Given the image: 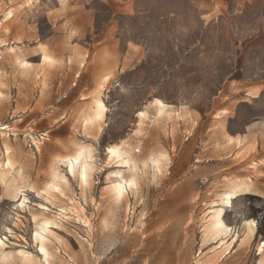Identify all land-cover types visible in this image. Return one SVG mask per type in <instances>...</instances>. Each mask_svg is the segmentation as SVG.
I'll use <instances>...</instances> for the list:
<instances>
[{
  "label": "rangeland",
  "instance_id": "obj_1",
  "mask_svg": "<svg viewBox=\"0 0 264 264\" xmlns=\"http://www.w3.org/2000/svg\"><path fill=\"white\" fill-rule=\"evenodd\" d=\"M46 222L49 264H264V0H0V264Z\"/></svg>",
  "mask_w": 264,
  "mask_h": 264
},
{
  "label": "bare ground",
  "instance_id": "obj_2",
  "mask_svg": "<svg viewBox=\"0 0 264 264\" xmlns=\"http://www.w3.org/2000/svg\"><path fill=\"white\" fill-rule=\"evenodd\" d=\"M96 105V110H97V115L98 116H101V115H103L104 114V111H105V109H106V107H105V105H104V103L102 102V101H98V102H96L95 103ZM163 110V109H162ZM164 111V110H163ZM82 147V146H81ZM86 148V147H85ZM118 148H116L115 147V149L114 148H110L109 150H110V153H111V155L113 154V155H116L117 157L120 155L119 154V151L117 150ZM79 150V149H78ZM83 150V149H82ZM81 150V152L77 155V156H75V157H70L67 161H68V169H69V171L71 172V174L73 175V173L74 174H76L77 176H78V178L80 179V181L81 182H86V181H88L87 179H88V175H89V172H90V170H91V167H90V163H89V159L87 158V157H89V155L86 157L85 156V158L84 159H82V155H84L83 153H85V151L83 152ZM87 150H89V149H87ZM78 152V151H77ZM89 153V152H88ZM74 156V155H73ZM124 156V155H123ZM111 157H113V156H111ZM66 159V158H65ZM64 159V160H65ZM155 162V161H154ZM121 163H129V161L127 160V159H124V160H122L121 161ZM126 166V165H125ZM128 168L130 169L131 168V165H129L128 166ZM128 168L127 169H125V170H127L128 171ZM121 170V169H120ZM119 169H118V171H114L112 174H113V182H112V191H113V193H114V196H115V199L116 200H119L120 198H122L123 196H124V193H125V191L126 190H129V188H131V186L132 185H134L135 183H134V181L136 180V179H133L132 178V176L130 177L129 176V178H125V175L123 176V174H122V172L120 171ZM136 170V169H135ZM70 174V173H69ZM73 177H75V175H73ZM137 182V181H136ZM88 183V182H87ZM87 183H85V185L87 184ZM82 184V183H81ZM238 184V183H237ZM245 183L243 182V184H240V185H244ZM52 185H54V184H52ZM111 185V184H110ZM136 185V184H135ZM134 185V186H135ZM232 185V184H231ZM230 185V186H231ZM246 185V184H245ZM56 186V185H55ZM236 186V185H235ZM238 186V185H237ZM24 187V186H23ZM51 187H53V186H51ZM109 188V187H108ZM111 188V187H110ZM233 188V187H232ZM234 188H236V187H234ZM238 188V187H237ZM236 188V189H237ZM240 188H241V186H240ZM58 189V188H57ZM56 189V190H57ZM22 190V189H21ZM233 190V189H232ZM109 191V190H108ZM111 191V192H112ZM234 191V190H233ZM233 191H231V192H233ZM18 193V192H17ZM110 193V192H109ZM112 193V194H113ZM228 193V192H227ZM226 193V196H227V203L229 204V199H230V194H227ZM230 193V192H229ZM111 194V195H112ZM237 194V193H236ZM16 195H18V194H16ZM225 195V194H224ZM113 196V197H114ZM231 197H232V195H231ZM21 198V197H20ZM226 199V198H225ZM24 200H25V196H24V194H22V200L20 201V205H23V202H24ZM225 202H226V200H225ZM221 205V204H220ZM222 206V205H221ZM215 207V206H214ZM44 209H45V207H44ZM210 210V209H209ZM222 214H223V209L221 208V207H217V208H215L213 211H212V218L211 219H213V221H214V224H218L219 223V220L221 219V217H222ZM209 219V218H208ZM210 219V220H211ZM51 220V219H50ZM43 221H46V219L45 220H43ZM49 221V220H48ZM50 222V221H49ZM212 223V222H211ZM51 224H52V221H51ZM50 224V225H51ZM39 225V224H38ZM42 225H43V223H42ZM47 225H48V223L46 222L45 223V225H43V226H41V225H39L38 227H37V231H35V233H34V239H36V240H39V245H38V251H39V253H40V255L42 256V259H43V261H44V263L45 264H49V257H50V255H49V253H48V251H47V249H46V247H45V245L43 244V240L45 239V236H44V234L45 233H47V231H48V228H47ZM36 226V225H35ZM53 226H55V224H53ZM247 226V225H246ZM50 227V226H49ZM213 229V228H212ZM253 230H254V222L252 221L248 226H247V232H248V234L251 236V235H253ZM50 232V231H49ZM51 234H52V232H50ZM49 233V234H50ZM55 233H53L52 235H54ZM248 235V236H249ZM56 237V236H55ZM35 242V241H34ZM0 243H1V239H0ZM41 249H43V252L41 251ZM19 253V252H18ZM31 255V254H30ZM26 258V257H25ZM35 261H37V260H35Z\"/></svg>",
  "mask_w": 264,
  "mask_h": 264
},
{
  "label": "built area",
  "instance_id": "obj_3",
  "mask_svg": "<svg viewBox=\"0 0 264 264\" xmlns=\"http://www.w3.org/2000/svg\"><path fill=\"white\" fill-rule=\"evenodd\" d=\"M201 182H203V183H204V182H206V179H205V178H204V179H202V181H201Z\"/></svg>",
  "mask_w": 264,
  "mask_h": 264
},
{
  "label": "snow or ice",
  "instance_id": "obj_4",
  "mask_svg": "<svg viewBox=\"0 0 264 264\" xmlns=\"http://www.w3.org/2000/svg\"><path fill=\"white\" fill-rule=\"evenodd\" d=\"M41 251L43 252V249H41Z\"/></svg>",
  "mask_w": 264,
  "mask_h": 264
}]
</instances>
